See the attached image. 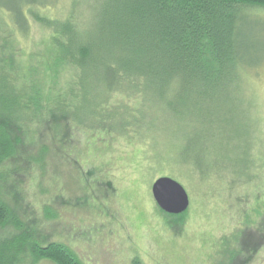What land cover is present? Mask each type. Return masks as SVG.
<instances>
[{
    "label": "trees",
    "instance_id": "trees-1",
    "mask_svg": "<svg viewBox=\"0 0 264 264\" xmlns=\"http://www.w3.org/2000/svg\"><path fill=\"white\" fill-rule=\"evenodd\" d=\"M58 3L0 0L10 26L4 39L26 57L19 66L0 59V264H83L63 244L34 239L2 195L12 171L36 173L38 181L48 172L52 148L33 139L47 125L57 137L72 126L138 140L128 164L139 181L163 176L183 161L200 177L222 179L229 195L249 187L264 169V149L251 141L257 134L260 140L258 124L247 120L240 108L245 101L238 98L242 81L264 64V20L251 14L264 11V0H71L62 18L41 13ZM29 19L46 32L35 54L45 62L39 55L33 62L28 52ZM10 53L3 48L0 57ZM116 98L128 107H113ZM191 125L212 135L182 137L195 153L185 158L176 154L178 135ZM160 134L165 143L158 142ZM102 178L108 180L107 174ZM246 197L234 198L240 210ZM41 209L47 221L56 216L43 200ZM158 211L168 219L188 213ZM249 238L244 244L254 248L257 242ZM131 264L142 262L134 257Z\"/></svg>",
    "mask_w": 264,
    "mask_h": 264
},
{
    "label": "rangeland",
    "instance_id": "rangeland-1",
    "mask_svg": "<svg viewBox=\"0 0 264 264\" xmlns=\"http://www.w3.org/2000/svg\"><path fill=\"white\" fill-rule=\"evenodd\" d=\"M70 1L59 0L56 8L41 13L62 18ZM251 14L264 20V11L255 10ZM29 26L26 44L34 62L47 35L31 19ZM6 27H10L9 23L0 13V56L3 48L11 49L10 55L0 59L14 66L22 65L26 57L17 53L14 44H7L4 39ZM17 39L22 42L21 38ZM262 65L250 71L249 77L242 81L238 96L245 101L240 108L245 111L247 120L255 119L258 124L260 140L258 134L251 138L252 142L258 143V151L264 149ZM110 103H117L113 107H128L122 98L112 99ZM169 123L173 125V122ZM105 125L110 128L111 124ZM204 128L195 125L182 128L178 137L190 139L195 133L204 135L207 131L212 135L211 130ZM95 129L82 130L72 126L67 129L64 126L58 137L49 125L36 129L34 141L47 143L52 148L48 172L39 174V181L35 179L36 173L28 170L12 171L11 176L4 177L3 198L13 213L31 226L34 239L42 240V245L63 244L83 264H131L134 257L142 264H264V211H257H262L259 205H264V169L257 178L254 176L255 181H249V187L230 190L229 195L223 193L222 179L200 177L183 161L173 170L166 169L160 177L178 182L190 202L184 218L168 219L157 210L150 193L152 182L159 176L156 175L154 180L139 181L128 164L134 158L139 141L121 132ZM162 140L165 143L166 138L161 135L158 142L162 144ZM180 141L176 154L192 158L195 155L192 145ZM59 146L63 150L59 151ZM229 150L236 155L237 148L233 143L229 144ZM106 174L108 180H103ZM107 181L111 183L109 188ZM100 184L104 185L95 189ZM238 196H247L246 202L249 200L242 210L234 200ZM42 200L56 215L52 221L45 220L41 212ZM248 237L252 238V243L257 242L254 248L244 244Z\"/></svg>",
    "mask_w": 264,
    "mask_h": 264
},
{
    "label": "water",
    "instance_id": "water-1",
    "mask_svg": "<svg viewBox=\"0 0 264 264\" xmlns=\"http://www.w3.org/2000/svg\"><path fill=\"white\" fill-rule=\"evenodd\" d=\"M150 193L156 207L167 215L177 216L189 208V197L184 188L168 177L155 179Z\"/></svg>",
    "mask_w": 264,
    "mask_h": 264
}]
</instances>
